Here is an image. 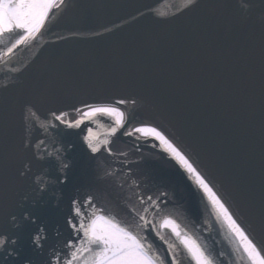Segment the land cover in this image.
Listing matches in <instances>:
<instances>
[{
    "label": "water",
    "instance_id": "95a60500",
    "mask_svg": "<svg viewBox=\"0 0 264 264\" xmlns=\"http://www.w3.org/2000/svg\"><path fill=\"white\" fill-rule=\"evenodd\" d=\"M183 3L67 0L68 7L42 37L15 49L8 64L0 61V147L11 150L27 135L21 125L27 101L47 109L130 95L140 101L134 126L152 121L182 136L201 154L240 213L257 222L264 210V0H255L257 7L248 19L242 10L228 6L237 0H197L190 11L178 15ZM6 35L0 37V50L12 43ZM57 35L70 38L57 41ZM95 130L103 138L104 128ZM62 139L78 143L76 137ZM112 139V148L127 153L128 160L143 158L146 163L137 171L146 173L141 179L152 190L161 176L176 190L177 204L167 214L213 253L223 249L232 253V264H243L195 190L181 182L174 162L148 143L142 142L137 153L132 139L119 134ZM123 159L98 154L90 160L79 148L70 150L76 186L57 188L38 203L50 233L59 225L61 241L68 238L63 217L70 199H83L89 191L99 194L104 182H97V174L118 170ZM16 166L14 160L0 166V205L8 211H16L25 194L32 195L30 181H15ZM33 171L56 174L46 162Z\"/></svg>",
    "mask_w": 264,
    "mask_h": 264
},
{
    "label": "snow or ice",
    "instance_id": "6c2138e0",
    "mask_svg": "<svg viewBox=\"0 0 264 264\" xmlns=\"http://www.w3.org/2000/svg\"><path fill=\"white\" fill-rule=\"evenodd\" d=\"M196 3L184 0L177 14L190 11ZM228 6L242 10L245 19L257 7L255 0H237L236 5ZM67 7V0H0V37L15 36L6 50H0V61L8 64L15 49L31 46ZM260 16L264 22V6ZM69 38L56 36L57 41ZM139 104L130 95L47 109L31 101L23 104L21 125L27 135L11 150L0 147V166L16 161L14 179L18 183L30 181L32 195L25 194L16 211L0 205V264H232L231 252L221 249L213 253L166 214L177 204L176 190L163 176L155 190L146 185L141 179L146 173L137 171L146 162L143 158L130 161L127 153L116 152L111 145L117 134L132 139L137 153L142 142L148 143L174 162L181 182L195 190L200 204L233 242L244 264H264V210L257 222L242 215L201 154L182 136L152 121H139L134 126ZM100 118L110 123L105 125ZM96 127L104 128L103 138ZM63 136L76 137L78 143L65 142ZM76 148L90 160L98 159V154L124 159L119 161L118 170L97 174V182H104L99 194L89 191L83 199H70L63 217L68 238L61 241L59 225L52 230L54 235L50 233L38 203L49 192L55 194L57 188L76 186L78 177L69 160L70 150ZM40 162L54 167L56 174L34 172Z\"/></svg>",
    "mask_w": 264,
    "mask_h": 264
},
{
    "label": "flooded vegetation",
    "instance_id": "af4514ba",
    "mask_svg": "<svg viewBox=\"0 0 264 264\" xmlns=\"http://www.w3.org/2000/svg\"><path fill=\"white\" fill-rule=\"evenodd\" d=\"M187 231V230H186ZM190 234V233H189ZM191 235V234H190Z\"/></svg>",
    "mask_w": 264,
    "mask_h": 264
}]
</instances>
